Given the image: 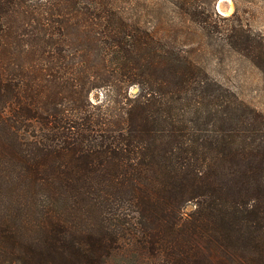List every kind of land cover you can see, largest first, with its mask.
Wrapping results in <instances>:
<instances>
[{"label": "trees", "instance_id": "16d2710c", "mask_svg": "<svg viewBox=\"0 0 264 264\" xmlns=\"http://www.w3.org/2000/svg\"><path fill=\"white\" fill-rule=\"evenodd\" d=\"M168 5L209 27L203 0H0V264H264V113L157 33ZM223 42L264 74V32Z\"/></svg>", "mask_w": 264, "mask_h": 264}, {"label": "rangeland", "instance_id": "374dc122", "mask_svg": "<svg viewBox=\"0 0 264 264\" xmlns=\"http://www.w3.org/2000/svg\"><path fill=\"white\" fill-rule=\"evenodd\" d=\"M236 17L231 16L236 9ZM203 19H207V30L200 29L195 23H185L181 15L175 14L171 5L164 9V20L159 21L158 12L154 14L153 24H158L157 33L175 47L188 50L195 59L202 61L212 76L231 87L242 100L264 113V74L243 53L235 52L229 44L223 42L233 28L245 31L264 32V0H203ZM177 13V12H176ZM177 15V16H176ZM217 22V25H215ZM209 41V43H206ZM133 87L131 93H136ZM104 90L91 93V99L99 102ZM15 199L13 209L15 205ZM9 196L0 198V215L10 205ZM193 203L184 205L183 211L190 213ZM19 213V212H18ZM112 261V260H111ZM122 256H117L110 264H122ZM124 264H139L124 262Z\"/></svg>", "mask_w": 264, "mask_h": 264}]
</instances>
